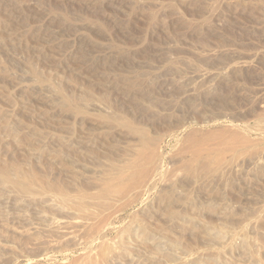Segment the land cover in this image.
Masks as SVG:
<instances>
[{"label":"rangeland","instance_id":"obj_1","mask_svg":"<svg viewBox=\"0 0 264 264\" xmlns=\"http://www.w3.org/2000/svg\"><path fill=\"white\" fill-rule=\"evenodd\" d=\"M68 100L85 113L65 110ZM124 123L159 136L166 179L144 202L116 207L115 230L91 245L43 195L17 200L0 185V264H264V0H0V166L45 178L51 167L93 190L108 156L137 144ZM191 131L233 143L225 172H183ZM161 190L172 219L148 208ZM138 222L178 246L153 250L136 238Z\"/></svg>","mask_w":264,"mask_h":264},{"label":"bare ground","instance_id":"obj_2","mask_svg":"<svg viewBox=\"0 0 264 264\" xmlns=\"http://www.w3.org/2000/svg\"><path fill=\"white\" fill-rule=\"evenodd\" d=\"M64 109L67 110L69 113L72 112L73 114H76V115H82L85 113L84 108H80L79 106L75 105L72 100H68V101H66V103H64ZM122 127L128 133H130L131 135L136 137L137 144L135 145V147L132 146L131 150H127V153L123 152L124 154H122V155L118 154L116 156H112L113 155L112 154V155L108 156L109 163L106 166V168L102 174V177H100V179H98L94 183L93 190L92 189H90V190L82 189V188H78V187L74 186L73 182L75 181L74 179L76 178L75 174H71V176H70L71 178H70V180L68 179V181H60L58 178V174L53 172V169H51V167H49L50 177L45 178L42 175H38L34 172H30V171L23 169V167L18 165V164L0 166V185L4 189H12V190H15L17 193L19 192L18 194L15 195V199H17V200L19 198L36 196L37 194L43 195L47 199V201L49 202V212L51 211L52 215L56 216V212H60L62 214L65 213V215H69V219H71V221L63 222L62 228L65 229V231H67L66 228H71V227L80 229V231L83 232V238L80 235V239H84V243L86 245H91L95 241H97L98 239L99 240L106 239L105 238V236H106L105 231H107L108 229H109V231L115 230V227L112 226L113 222L115 221L114 220L112 222V219H113L112 215L115 213L114 211H115L116 207H117V211H118V209H120V211H119V213H120L121 210L125 209L128 206H131L132 204H134L136 202H144L143 200H145V198H148L150 196L149 194L152 193L157 188L158 183L162 182L164 180L165 171L168 169L167 168L165 170L166 166H165V161H164V155L166 156V153H163V148L161 146V140H160L159 136L158 137H155L153 135L151 136L145 130H143L139 127L136 128L133 125H131L130 123H124L122 125ZM186 128H188V127H186ZM186 128L181 129L179 132H182L183 130L186 131ZM189 131H190V129H189ZM179 132H172L169 134V137L170 138L173 137L175 139V137L179 135ZM57 137L59 138V136H57ZM60 139H62V138H60ZM211 140H212V138L202 139V140L199 139L196 131H191L188 134H185L181 153H183V152H185L186 154L189 153V155H187V158L189 159L188 156H190V159L188 160L187 158H185V159H187V161H185V160L183 162L179 161V164L182 163L181 167H182L183 172H185L187 175H191L192 177L193 176L198 177V175L199 176L201 175L203 177L205 176V179H206V177H208L207 179L209 180V177L212 174H215V173L219 174L223 170V169L221 170V168L225 162L223 160V157L221 158V152L223 151V149H226V150L232 149L233 143L231 142L232 145L229 144L228 142L224 143V144H218V145H216L215 143H212L214 145L211 146V145H208L209 144L208 142H211ZM62 142H63V139H62ZM69 145H70V143H69ZM59 146H60V144H59ZM123 151H125V150H123ZM179 151H180V149H179ZM181 155H183V154H181ZM67 157L64 154V158L66 159ZM61 158H59V160H60V162H63L62 160L64 158L62 160H61ZM226 162H227V160H226ZM67 163H65V164H67ZM61 166H63V165H61ZM226 167H228V166H225L224 168H226ZM65 171H68L67 168H65ZM223 171L225 172V169ZM68 173H71V172L69 171ZM221 174L219 176H221ZM222 176L225 177L226 176L225 173H224V175L222 174ZM215 177H216V175H215ZM221 179H223V178H221ZM208 180H207V182H208ZM163 185L165 186L164 183H163ZM173 185H175V184H173ZM206 186H204V187L206 188ZM208 186H209V183H208ZM171 187H172V184H171ZM29 188H33V189L35 188L36 190H33V192L31 194H28L27 190ZM206 191H207V189H206ZM158 192H159V196L156 193L157 197L155 199L153 197L155 203L154 202H153V204L150 203L151 205L149 204L148 208L150 209L151 208L150 206H152V208H155V210L152 213H154V212H166L168 218H171V219L174 218V216H175L174 212H177V210H176V207L167 204L168 201H166V198H167L168 191L167 190H163V191L161 190ZM177 196H179V195H177ZM173 198L174 197H172V199ZM177 198H180V197H177ZM169 199H171V198H169ZM157 201H158V204H157ZM177 201L180 202V200H177ZM180 205H182V204H180ZM47 206H48V204H47ZM47 206H46V209H47ZM145 210L146 209H144V211ZM176 215L179 216L177 213H176ZM147 216H149V215H147ZM132 218H134V217H132ZM148 218L151 219L152 217L151 218L148 217ZM153 219H154V217H153ZM149 221L150 220H148V222ZM132 222H134V220ZM184 222H185V220H184ZM136 223H137V221H136ZM138 224H139V222H138ZM150 224H151V222H150ZM153 224H154V221H153ZM153 224L151 226H155ZM55 225H56V227L59 225L57 221H55ZM206 226H208V225H206ZM206 226H204V227H206ZM121 227H123V226H121ZM159 227H161V223H160ZM68 230L71 231V229H68ZM125 230L124 231L122 230V231L125 232ZM171 230H172V228H171ZM133 232H134V234L138 232V234L140 235L139 236L137 234V237H136L137 239L142 238L143 240L153 241V250H155L157 252H161L163 250L164 246L162 248V244L164 242L167 244L166 247H169V249H171L172 251H173V248L178 246V243L176 242V240L174 241V238H172L173 239L172 240L169 236L165 235L166 232L165 233H162V232L159 233L160 232L159 228H158V230H153L150 228V226H147V223L145 225L144 224L136 225L135 230ZM70 233H72V231ZM221 235H222V233H217L214 236H215V238L220 239L222 237ZM76 236H78V235H75V237ZM127 236H129V235H127ZM130 238H132V237H130ZM136 238H132V239L137 240ZM105 242L101 241L102 245H100L98 247L105 246L104 245ZM222 242H223V240H222ZM132 243H133V241H132ZM140 246H142V245L140 244ZM106 247H107V245H106ZM244 247H246L245 249L243 248L244 251L246 252L247 251L246 250L247 244H245ZM146 249H148V248H146ZM149 250H151V248ZM149 250H147V251L149 252ZM96 252H97V250H96ZM83 253H84V251H83ZM248 253H249V251H248ZM109 254H110V252H109ZM153 254L154 253L152 252V255ZM112 255H114V254L112 253ZM97 256L102 258L101 260H99V262L102 261L104 263L105 258L103 256V254L102 255L97 254ZM137 258H138V256H137ZM93 260H95L94 257H93ZM152 260H154V259H152ZM206 261H207L206 264H220L212 256H210ZM155 264H157V263H155Z\"/></svg>","mask_w":264,"mask_h":264}]
</instances>
